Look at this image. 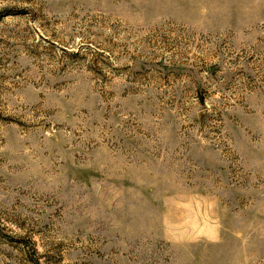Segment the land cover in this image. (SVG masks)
Returning a JSON list of instances; mask_svg holds the SVG:
<instances>
[{
    "label": "rangeland",
    "instance_id": "1",
    "mask_svg": "<svg viewBox=\"0 0 264 264\" xmlns=\"http://www.w3.org/2000/svg\"><path fill=\"white\" fill-rule=\"evenodd\" d=\"M0 264H264V0H0Z\"/></svg>",
    "mask_w": 264,
    "mask_h": 264
}]
</instances>
